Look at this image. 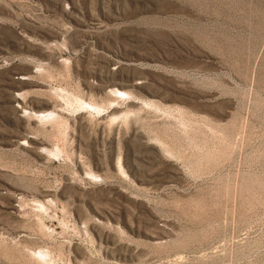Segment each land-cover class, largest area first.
Segmentation results:
<instances>
[{"label": "rangeland", "instance_id": "obj_1", "mask_svg": "<svg viewBox=\"0 0 264 264\" xmlns=\"http://www.w3.org/2000/svg\"><path fill=\"white\" fill-rule=\"evenodd\" d=\"M0 264H264V0H0Z\"/></svg>", "mask_w": 264, "mask_h": 264}, {"label": "bare ground", "instance_id": "obj_2", "mask_svg": "<svg viewBox=\"0 0 264 264\" xmlns=\"http://www.w3.org/2000/svg\"><path fill=\"white\" fill-rule=\"evenodd\" d=\"M113 91H114V93L127 94L126 91H123V90H120V89H114ZM91 105H92V104H91ZM92 106H93V105H92ZM94 107H95V106H94ZM92 109H93V107H92ZM34 113H35L36 117L39 118V120H40L41 118H46V114H47V112H39V113L34 112ZM32 115H33V114H32ZM35 115H33V116H35ZM118 163H119V162H118ZM118 165H119V164H118ZM120 169H123L121 165H120Z\"/></svg>", "mask_w": 264, "mask_h": 264}]
</instances>
